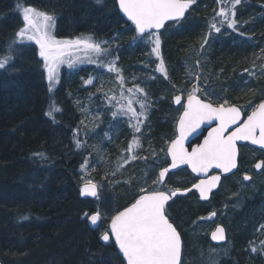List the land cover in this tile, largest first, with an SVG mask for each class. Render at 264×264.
Instances as JSON below:
<instances>
[{
    "label": "trees",
    "instance_id": "obj_1",
    "mask_svg": "<svg viewBox=\"0 0 264 264\" xmlns=\"http://www.w3.org/2000/svg\"><path fill=\"white\" fill-rule=\"evenodd\" d=\"M198 1L203 3L207 0ZM22 2L55 13L57 37H76L86 31L85 27L93 28L94 25L106 27L110 24H114L109 30L111 34L117 32L125 36H136L133 27L118 15L114 0H102L99 4L96 0H22ZM199 3L194 5L195 9H192L189 17L187 14L191 9L178 24H168L160 32L164 62L175 71L182 66L188 49L198 38L196 34L200 29L197 27H200L204 18L203 11L198 9ZM17 4L18 0H0V53L13 40L16 31L22 25L21 16L16 10ZM246 6L256 18L264 10V0H247ZM248 10L246 9L244 13ZM170 25L175 26L174 29L165 32ZM108 36V33L105 35L98 33L94 38L100 40ZM259 38L258 32L254 29L246 32L239 30L231 38L217 41L212 46L209 55L212 72L216 73V78H221L222 81L218 84L227 89L226 94L234 96L232 103L237 102L239 95L243 93L249 95L248 100H252L256 96L254 95L256 89L261 86L264 88V74L259 71L264 59L259 60L253 69L250 57V54L257 50L256 47L261 40ZM261 38L264 39V35ZM130 44L133 45L131 49L127 45L122 46L119 52H114L115 48L111 50V58L118 57V62L123 61L126 74L131 71L130 69L138 68L145 50L140 40ZM24 68L21 73H13L6 69L0 74V179L5 186V190L0 193V208L3 214L0 218V264H39L43 260L59 264H100L101 257L96 250L99 241L94 231L89 230L84 224L83 215H77L82 205L81 198L78 190L75 191L71 187L74 184L73 170L79 167L89 152L90 144L80 149L73 144L75 142L73 130L78 124L70 116L69 99L63 96L65 93L75 95L73 88H76L79 95L91 97L88 86L82 84L83 79L89 76L91 66L81 67L60 81L53 100L57 106V102H61L59 107L62 111L56 114L55 122L46 115L49 96L44 80L40 79L41 66L38 65L34 69L30 62ZM230 69H233V74L227 78ZM245 69L256 71V74L259 73L257 76L262 78L261 82L260 79L253 82L257 86L252 91H248L250 84L246 83L254 81L255 77H250ZM90 102L95 106L94 101ZM259 102L260 100L255 104ZM88 108L95 107L90 105ZM164 115L161 113L155 116L165 120ZM153 117L154 115L149 116L145 125L151 120L148 127L154 130L153 133H158L159 138L167 135L169 130L167 124L160 123ZM120 120L122 118L112 119L110 125L103 127L107 126L109 134L112 133L110 129L114 126L117 128L123 126L124 130L130 129L127 119L123 122ZM123 133L120 130L119 133H114L113 137L121 136ZM82 137L81 132L78 138L82 140ZM145 137L157 142L151 133ZM122 140L123 138L118 137L112 139L107 151L109 160L110 154L121 148L120 143L124 141ZM36 153H44L46 158L34 155ZM133 164L134 161L112 176L111 186L121 177V185L112 186L106 192L111 201L110 207L113 209H123L132 202L123 205V197L127 194L129 186L123 181L130 177V166ZM110 166L111 163L100 164L96 169V178L98 179L101 173L109 171ZM114 166L117 167V164ZM180 174L186 178L187 184L183 189L194 183L195 178L186 170ZM175 200L170 204L172 205ZM204 206L205 204L199 203L195 196L189 195L173 204L170 215L177 218L179 224H184L202 216ZM85 211L91 212V207ZM262 224L264 195L263 190L258 189L254 197L246 201L230 221L231 231L227 229V235L232 241V252L230 259L223 264H257L253 262L252 253L248 251H251L253 241L251 237L254 239L255 231ZM72 231L75 233L77 231V235L72 240L67 238L68 243L65 244L64 240L72 235ZM58 235H61L60 243ZM83 237L86 238L83 240L84 243L81 240ZM49 242L51 246L48 247L47 253L45 247V253L35 256L33 261L28 260L27 263L23 261L27 251H39L40 246L43 247ZM110 247L114 251V247ZM257 262L264 264V250L260 249Z\"/></svg>",
    "mask_w": 264,
    "mask_h": 264
},
{
    "label": "snow or ice",
    "instance_id": "obj_2",
    "mask_svg": "<svg viewBox=\"0 0 264 264\" xmlns=\"http://www.w3.org/2000/svg\"><path fill=\"white\" fill-rule=\"evenodd\" d=\"M96 2L99 4L102 0H96ZM196 2L197 0H117L119 10L135 26L136 36L133 40H141L145 45L150 46L149 55H154L159 61L155 71L162 74L165 79H168V73L161 54L160 29L164 28L169 21L178 24ZM216 3L218 10H215V15L208 23V32L200 45L201 54L213 32L220 33L225 26L238 31L236 7L241 4V0H216ZM16 10L21 15L23 23L16 31L13 40L0 53V70H6L15 63L19 50L18 45L34 42L39 49L38 55L46 73L50 93L59 83L60 66L64 64L68 68H73L78 63L86 62L113 73L119 85V94L104 93V96L113 109L111 111L113 120L120 117L127 118L132 138L127 148L122 150L116 170L112 171L111 175L115 176L133 161L149 159V157L139 156L138 152L143 145L141 137L136 134H142L152 101L145 89L134 82L135 77H133L131 87L125 86L126 79L122 69L117 66L118 57L109 58L111 57V49L107 46L109 42L98 41L91 34L83 33L74 38L58 39L55 34L57 27L55 13L26 5L22 0H18ZM240 35L244 34L240 33ZM76 53H83V56L74 55ZM199 66L200 61L197 60V69ZM255 68L256 65L253 64V69ZM189 71L192 74L191 70ZM259 71L264 74V65L260 66ZM245 72L250 77L259 78L256 71L245 69ZM94 79L90 76L84 83L91 85ZM195 79L197 82L201 79L199 71L195 73ZM202 95L204 98H201ZM173 100L175 104L181 105L183 111L176 121V134L168 142L165 152L170 163L159 168L158 174L151 179L150 184L146 172L143 185L139 187V194L122 210L109 215L101 211L98 206L93 212L83 213V218L90 222L92 227L103 228L100 232V240L108 243L114 239L126 264H183L181 235L171 222L166 207L168 202L178 192H181L180 189L165 190L166 177L172 170L182 165L188 166L191 172L200 179L197 183H193L191 188L184 189L182 194L195 189L200 199L208 200L209 194L219 185L221 175L232 173L238 168V142H250L264 149V98L259 103L251 105L250 111H246L247 106L232 104L226 97L222 98V102H213L207 91L198 86V83H193L191 90L187 91L185 102L182 103L181 95H175ZM61 111L62 109L56 105L55 101H51L46 115L55 122L56 114ZM80 111L85 115L88 113V109L84 107H81ZM93 121L92 128L89 130L92 132L99 127V123H102L99 121V116L94 117ZM205 124L214 126L207 131L202 143L192 146L189 150L187 146L189 138ZM80 125L88 127L83 119ZM80 133V128L73 130L77 149L87 147V141L78 138ZM84 135L87 136L88 132H84ZM104 138L111 140L107 132L104 133ZM97 151L99 152L98 148ZM161 151L164 150L161 149ZM34 155L46 158L44 153ZM156 155L153 150L152 158ZM103 159L104 157L101 156V160ZM88 166L89 157H85L81 164V172L83 173ZM254 167L257 170L264 169V161L256 163ZM214 169L220 170V174H211ZM132 179L129 177L123 183L131 184ZM251 179L250 175L244 174V181ZM101 187L98 182L83 179L82 176L79 195L92 197L99 201ZM215 215L216 213L212 212L207 219ZM259 230H264V224L260 225ZM211 239L223 241L225 239L224 228L217 226L211 233ZM257 250L255 245L251 246L252 252ZM261 250H264V242H261Z\"/></svg>",
    "mask_w": 264,
    "mask_h": 264
},
{
    "label": "rangeland",
    "instance_id": "obj_3",
    "mask_svg": "<svg viewBox=\"0 0 264 264\" xmlns=\"http://www.w3.org/2000/svg\"><path fill=\"white\" fill-rule=\"evenodd\" d=\"M247 0H241V4L236 7V19L238 21L237 28L238 31H233L232 29H228L226 26L222 28L220 33H212V35L208 39V44L205 46L203 53H200V45L203 43L204 37L206 36L208 32V23L211 20V18L215 15V10H218V6L216 3V0H207L203 3H199L197 0L196 3H199L200 11H203L204 18L202 21V24L199 28V33L197 35V40L191 45V47L187 51V57L184 60L181 67H179L176 71L173 69H170L165 62V67L167 69L168 73V79H165L162 74L157 73L155 71L156 65L159 63V61L156 59L154 55H149L150 53V46L145 45L143 41L140 40V44H142V47L145 48L143 51L142 59L139 61V66L136 69H130L131 71L126 74L124 68V63L118 62L117 66L122 69L123 75L126 79V87H131L133 85V77H135V83L139 84L141 87L145 89V91L148 93L151 101H152V107L149 111L148 117L153 116L155 119L159 120L160 123H166L169 130L168 134L162 136L161 138L158 137V133H153L154 130L150 129L148 125H150V121L144 124L142 128V134L137 133L136 135L141 137L142 142V149L139 150L138 154L141 157H149L147 160L138 159L134 161V164L130 166V171L132 177L131 184H128V192L123 197V205L129 203L130 201L133 202L134 198L139 194V187L143 185V179L145 177V173L147 172L148 175V182L151 183V179L154 178L156 174H158V170L160 167H165L168 163V158L165 156V152L167 149L168 142L174 138L175 136V123L181 113L183 111V108L181 105H174L172 103V99L175 95H181L182 97V103L184 98L187 95V91L191 90L193 83H198V86L203 88L205 91L208 92L209 96L212 98L213 102H222V98H227L230 102L233 99L234 96H229V94H226L228 91L225 87L218 84V82H221V78H216V73H213L212 66L210 64V51L212 49V46L216 44V42L225 40L228 38H231L234 34L238 33L239 30L242 32L250 31L251 29H254L258 32L260 42L259 45L256 47L257 50L250 54L251 57V65L256 63H259V60L264 59V39L261 38L262 35H264V10L258 15V17L255 18L252 11L248 10V6H246ZM195 5V4H194ZM192 6L190 12L187 14V17L192 12V9H195V6ZM248 10L247 13H244L245 10ZM21 16V15H20ZM22 20V17H21ZM23 23V21H22ZM114 25V24H112ZM111 24L108 26L102 25H94L92 27H85L86 31L82 32L83 34H91L93 37L99 35H105L109 34L108 38H100V40H106L109 42L107 46L110 47L111 50L115 48L114 52H119L120 49H122V46L126 47L129 45L130 49L133 45L130 43H133V36L132 35H122L118 34L117 32L110 33V29L113 27ZM22 26V25H21ZM175 26L170 25L165 32L168 30L171 31L174 29ZM108 29V30H107ZM81 33V32H80ZM81 33V34H82ZM80 35V34H79ZM58 39L61 38H70V37H57ZM74 38V37H71ZM98 40V41H100ZM18 53L17 58L15 60V63L7 68L8 71L13 73H21L22 69L26 67L30 62L31 65L34 67V69L40 65L42 73L40 75V79L44 80L46 84L47 94L49 96V104L53 100V95L56 92L60 81L66 77L67 75H70L73 71H78L81 67L91 66L90 71L88 72L89 76L87 78L83 79L84 81L87 80L90 76L94 77L93 84L87 85L88 86V93H90L91 97L87 96L86 98L84 96L79 95L78 89H74V94L71 96V94L65 93L63 96L66 99H69V105H70V111H71V118H74V121L77 125V128L81 129V132L83 134L82 141L86 140L87 144H90L89 152L86 154L85 157H89V166L88 168L82 173L81 172V164L83 163L85 157L83 158L81 164L79 167L75 170H73V182L74 184L71 186L72 189L75 191L80 188L82 185V176L83 179H92L95 182H98L102 187L100 189V200L97 201L96 199H81L80 203L82 205L80 206L81 209L77 212V215H83L84 211L91 207V212L95 211L96 208L99 206L101 211L108 213L109 215L114 214L115 211L121 210L120 208L113 209L110 207L111 201L108 195H106V192L112 187V186H120V183H117V181H120L121 177L117 181H114V184L111 186L110 181H112L111 172L116 170V165L118 161L121 158L122 150L127 148V145L129 141L132 138V131L130 129L124 130L123 126L120 128H117L116 126L113 127L111 130V134H109V129H107V126L110 125L112 121L111 117V111L113 110L111 106L107 103L104 93H108L111 95L113 92H115L117 95L119 94V85L116 83V78L113 73L107 72L105 69L98 68L96 65L89 64V63H78L73 68H68L66 64L60 66V72H59V83L54 86V90L50 93L48 90V81L46 79V73L42 67V61L38 55L39 49L38 46L34 44V42H25L24 44L18 45ZM74 55H80L83 56V53H76ZM112 55V53H111ZM112 57V56H111ZM109 57V58H111ZM163 57V55H162ZM30 60V61H29ZM200 61L199 69L196 67V61ZM264 65V64H263ZM235 68V66H233ZM26 69V68H24ZM191 73L190 74V71ZM4 70H0L1 72ZM199 71L201 75V79L197 82L195 79V73ZM233 74V69H230L228 72L229 78ZM259 74V73H258ZM257 74V75H258ZM261 76V75H260ZM152 77H155L154 79ZM260 79V82L262 78H255L254 81H248L246 84L248 85L249 90L252 91L255 89L257 84L253 83ZM219 87V88H218ZM155 92V93H154ZM256 94L255 98L252 100H248L247 94L243 93L239 95V99L237 102L232 103L238 106H247L245 108L246 111H250L251 105H254L258 100H261L264 98V88L261 86V88H257L254 92V95ZM201 98H204L203 95ZM75 101H74V100ZM72 100V101H70ZM54 101V100H53ZM90 101H94L95 106L92 105ZM251 102V104L249 103ZM58 106L59 103L57 102ZM95 107V108H88L89 106ZM98 105V106H97ZM84 107L88 109L87 115L85 113H82L80 111V108ZM47 109H49V105L47 104ZM137 110L138 106H137ZM48 111V110H47ZM165 114V120H161L157 118L155 115L158 114ZM99 116V121H102V123H99V121H96L99 123V127L96 128L94 132L89 131L92 128L93 125V118ZM153 117V118H154ZM120 122H123L126 120V117H120ZM85 120V124L88 126L87 128L80 125L81 120ZM104 125L105 128L103 127ZM120 125V124H116ZM103 127V128H102ZM123 131L124 133L118 137V139L123 138V142L120 143L121 148L114 150L113 153L110 154V160H109V154L107 153L109 149V144L111 143L112 139L115 140L116 137L114 136V133H119ZM84 132H88V135L85 136ZM107 132L109 136L111 137V140H107L104 138V133ZM152 134L153 137L157 139V142H153L151 138L145 137L147 134ZM150 139V140H148ZM121 141V140H120ZM75 145V142H73ZM126 144V145H125ZM69 149V153H71V149L67 146ZM97 148L99 149V152L97 151ZM73 149V148H72ZM163 149L164 151H161ZM155 151L157 154L155 158H152V151ZM89 154H91L89 156ZM101 156L104 157L103 160H101ZM82 157V156H81ZM263 159L264 161V155L262 152L255 150L253 148H250L246 145L239 147V158H238V170L235 174L226 177L221 180L220 187L218 191L215 192L212 199L208 203H202L205 204L203 207L204 214L200 216L196 220H191L184 224H179L177 221V218H173L170 214L172 213V206L173 204L181 199L185 198L189 195L195 196L197 198V195L195 193H190L189 195L176 198V200L171 204L167 205V213L171 220V222L175 225L178 232L181 235V239L183 242V250H182V259L183 264H223L224 262L228 261L230 258V254L232 252V241L228 238L227 235V229L230 230V221L232 220L234 214L236 211L240 210L243 204L246 201H250L254 195L258 192V189L263 190L264 195V169H261L260 171L256 172L254 170V164L256 161ZM111 163L109 171H105L100 174V178H96V169L97 167L102 164ZM128 166V165H126ZM94 169V170H93ZM184 172V170H181L179 172H176L174 174H170L166 177V188L167 189H183V186H185L187 183H185L186 178L183 177L184 175L180 174V172ZM119 172H117L118 174ZM244 174H248L252 177L250 181H244L243 176ZM107 178L105 179V177ZM5 190V186L2 185L1 179H0V193ZM126 199H128L126 201ZM198 201V198H197ZM199 202V201H198ZM200 203V202H199ZM130 204V203H129ZM240 208V209H239ZM2 210L0 208V218L3 215ZM215 212L216 215L213 219H207L209 217L210 213ZM204 218V219H202ZM82 219H84L82 217ZM81 219V220H82ZM175 221V222H174ZM84 224L86 225V219H84ZM222 225L226 232V241L221 244H213L209 240V233L213 231L215 226ZM106 226V225H105ZM87 227V225H86ZM88 228V227H87ZM186 228V229H185ZM89 229V228H88ZM258 230L254 233V239L253 236L251 245H255L257 247L256 252L248 251L249 253H252V259L254 263L260 264V262H257L259 260V252L261 249V242H264V230ZM91 230V229H89ZM94 231L98 241H99V247L96 249L98 250V254H100L101 262L100 264H124L117 254V252L111 249L110 246H112L110 243L101 244L100 243V232L103 231V228L91 230ZM231 231V230H230ZM71 236L66 237L64 240L65 244L68 243V239L70 240L74 239L77 235L74 231L71 232ZM56 237V235H54ZM58 241L60 243L61 235H58ZM231 238V237H230ZM86 238H81L82 242ZM84 243V242H83ZM46 244V245H45ZM42 246H40L39 251L30 252L27 251L24 255V262L27 263V261H33L35 259V256H40L42 253H45L44 248L46 247V253L48 247L51 246V242L45 243ZM109 247V248H108ZM113 247V246H112ZM92 252H95L92 250ZM249 256H247L248 258ZM250 258V257H249ZM35 264V263H34ZM39 264H59L58 262L43 260Z\"/></svg>",
    "mask_w": 264,
    "mask_h": 264
},
{
    "label": "water",
    "instance_id": "obj_4",
    "mask_svg": "<svg viewBox=\"0 0 264 264\" xmlns=\"http://www.w3.org/2000/svg\"><path fill=\"white\" fill-rule=\"evenodd\" d=\"M115 6H116V10H117L118 15L123 19V21L129 22V23L133 26V28H134V30H135V26L131 23V21L127 20V17L124 16L123 13L119 10L117 0H115ZM168 23H174V22H173V21H169V22H167L166 24H168ZM162 29H163V28H162ZM162 29H160V31H161ZM185 100H186V97L184 98L183 102H185ZM172 103H173L174 105H177V104L174 103V100H173V99H172ZM181 112H182V111H181ZM212 126H214V125H212ZM212 126L207 125V124L202 125V126H201V129L198 130L196 133L193 134L192 137L189 138V141H188V144H187V146L189 147V150H191V147H192V146H195V145L198 144V143H202L204 136L207 135V131L210 130V127H212ZM175 133H176V125H175ZM195 140H197L198 142H197V143H194ZM243 144H247L248 146H250V147H252V148H255V149H258L259 151H261V152L264 153V149H261L258 145H252V144H250V142H246V141L238 142V147L241 146V145H243ZM260 161H261V160H258V161H256V163H258V162H260ZM168 163H170V160H169V159H168ZM256 163H255V164H256ZM255 164H254V165H255ZM181 169H186V170H187L192 176H194V177L197 179V181H196L195 183H197V182L199 181L200 177H197L194 173H192V172H191V169H190L188 166H186V165H182L180 168H178V169H174V170H172L170 173L177 172V171H179V170H181ZM236 170H237V169H234L232 173H227V174H223V175H221V179H222L223 177L230 176V175L234 174V173L236 172ZM254 170H255L256 172L260 171V170H257L255 167H254ZM211 174H220V170H218V169H214V170H212ZM219 185H220V183H219ZM219 185H218L215 189H213L212 193H214V192H216V191L218 190ZM190 188H191V187H190ZM192 191H194V192L197 194V196H198V198H199V200H200L201 202H207V201L210 199V196H211V194H212V193L209 194V199H208V200H202V199H200V197H199V193H198L195 189H193ZM192 191H191V192H192ZM182 193H183V190H181V192H178L177 195H176L175 197H173L169 202H171V201H172L173 199H175L176 197H179V196H185V195L188 194V193H186V194H182ZM79 197H80L81 199H89V200L95 199V198H92V197H81L80 195H79ZM169 202H168V203H169ZM86 225H87V227H88L89 229H91V230H95V229H96V228L92 227V226L90 225V222H88L87 220H86ZM218 226L222 227L221 225H218ZM216 228H217V227H216ZM216 228H215V229H216ZM215 229H214L213 231H215ZM213 231H212V232H213ZM212 232H211V233H212ZM211 233H210V235H209V238H210L211 242H213L214 244H221V243H223V242L225 241V239H224L223 241H213V240L211 239ZM224 235H225V232H224ZM110 242H111L112 245L114 246V248H115L117 254L120 256V258H121V260L123 261V263L126 264V261H124V259H123L122 253L119 252L118 246L115 245L114 239L111 240ZM100 243H101L102 245H103V244H106V243H105L104 241H102V240H100ZM108 243H109V242H108Z\"/></svg>",
    "mask_w": 264,
    "mask_h": 264
},
{
    "label": "flooded vegetation",
    "instance_id": "obj_5",
    "mask_svg": "<svg viewBox=\"0 0 264 264\" xmlns=\"http://www.w3.org/2000/svg\"><path fill=\"white\" fill-rule=\"evenodd\" d=\"M256 150V149H255ZM263 155H264V153H263ZM261 161H263V159H261ZM229 177V176H228ZM222 180V179H221ZM220 187V186H219ZM218 191V190H217ZM215 194V192L214 193H212L211 194V196H210V199L207 201V202H201V203H208L211 199H212V197H213V195ZM214 217H212L211 219H213ZM210 219V220H211ZM216 227V226H215Z\"/></svg>",
    "mask_w": 264,
    "mask_h": 264
}]
</instances>
